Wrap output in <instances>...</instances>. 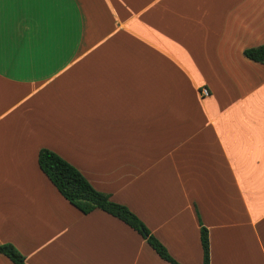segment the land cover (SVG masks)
Masks as SVG:
<instances>
[{
  "label": "crops",
  "instance_id": "0c3cea01",
  "mask_svg": "<svg viewBox=\"0 0 264 264\" xmlns=\"http://www.w3.org/2000/svg\"><path fill=\"white\" fill-rule=\"evenodd\" d=\"M263 43L264 0H0V244L28 264H170L71 204L48 148L180 263L203 264L205 226L210 264H264V63L244 55Z\"/></svg>",
  "mask_w": 264,
  "mask_h": 264
},
{
  "label": "trees",
  "instance_id": "16d2710c",
  "mask_svg": "<svg viewBox=\"0 0 264 264\" xmlns=\"http://www.w3.org/2000/svg\"><path fill=\"white\" fill-rule=\"evenodd\" d=\"M244 55L251 60L264 63V43L245 48ZM38 163L57 190L80 211L87 214L95 209H102L110 213L139 232L162 259L170 264H183L169 253L137 214L128 206L113 201L108 193L96 189L76 166L57 152L42 148L38 154ZM201 242L203 264H210L209 234L205 226L201 227ZM0 252L15 264H28L25 255L12 243L0 244Z\"/></svg>",
  "mask_w": 264,
  "mask_h": 264
},
{
  "label": "built area",
  "instance_id": "2783aa9c",
  "mask_svg": "<svg viewBox=\"0 0 264 264\" xmlns=\"http://www.w3.org/2000/svg\"><path fill=\"white\" fill-rule=\"evenodd\" d=\"M201 94H203V95H208V94H209L208 89H207L206 87H203V88L201 89Z\"/></svg>",
  "mask_w": 264,
  "mask_h": 264
}]
</instances>
